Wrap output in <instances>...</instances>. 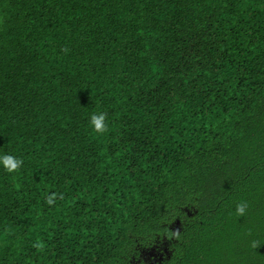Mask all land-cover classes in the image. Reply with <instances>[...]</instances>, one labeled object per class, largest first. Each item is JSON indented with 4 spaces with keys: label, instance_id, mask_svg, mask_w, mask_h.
Wrapping results in <instances>:
<instances>
[{
    "label": "trees",
    "instance_id": "1",
    "mask_svg": "<svg viewBox=\"0 0 264 264\" xmlns=\"http://www.w3.org/2000/svg\"><path fill=\"white\" fill-rule=\"evenodd\" d=\"M3 154L0 264H264V0H0Z\"/></svg>",
    "mask_w": 264,
    "mask_h": 264
},
{
    "label": "clouds",
    "instance_id": "2",
    "mask_svg": "<svg viewBox=\"0 0 264 264\" xmlns=\"http://www.w3.org/2000/svg\"><path fill=\"white\" fill-rule=\"evenodd\" d=\"M62 52L67 54L70 50L68 48L61 49ZM107 115L104 112H96L92 113L89 117V126L91 129L97 133V134H104L107 129ZM23 166V160L10 155V154H3L0 155V167H3V169L9 173H16L19 171V169ZM54 195H50L47 197L46 203L52 204L54 202ZM247 207V202L246 201H241L236 204L235 206V213L237 216L241 217L245 215ZM170 236H175L177 239L179 238V230H176L175 232L169 233ZM260 244H258L256 241L251 242V247L253 249H256ZM34 247L37 248L38 250H42L44 245L40 242H37L34 244Z\"/></svg>",
    "mask_w": 264,
    "mask_h": 264
}]
</instances>
